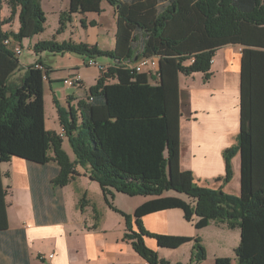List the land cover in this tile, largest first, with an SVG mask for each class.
Listing matches in <instances>:
<instances>
[{
    "label": "trees",
    "instance_id": "obj_1",
    "mask_svg": "<svg viewBox=\"0 0 264 264\" xmlns=\"http://www.w3.org/2000/svg\"><path fill=\"white\" fill-rule=\"evenodd\" d=\"M7 1L12 14L0 24L11 22L19 10L20 29L18 33L0 30V233L9 230L6 198L10 189L3 184L1 165L13 158L39 165L56 162L59 173L54 185L58 187L69 183L75 167L90 171L109 207L125 219V240L149 264L171 263L160 260L146 239L165 249H178L190 241L154 234L143 226L146 215L169 209L182 210L185 220L194 222L197 229L211 222L240 229L241 243L235 250L238 264H264V165L257 162L264 152L257 150L249 124L253 88L257 86L250 70L252 52L246 50L243 56L238 145L224 152L225 182L232 177L233 156L241 153L240 196L221 188L201 187L191 172L181 170L179 87L180 75L203 73L208 80L215 51L221 47L264 48V0H70L69 10L60 19V30L74 15L100 14L102 1L114 8L117 25L113 51L72 41H40L34 46L37 55L68 53L111 61L108 72L76 107L65 109L55 100L74 162L62 148L63 138L46 129L44 75L48 70L38 69L37 65L43 66L38 60L19 82L12 81L20 62L14 46L4 44L12 39L21 47L23 40L42 34L46 14L40 0ZM82 25H86L83 19ZM150 57L159 58L156 78L128 68ZM114 192L155 199L128 215L112 203ZM166 192L184 194L190 201L163 197ZM194 241L190 264H200L207 259V252L200 239ZM215 264H232V260L218 258Z\"/></svg>",
    "mask_w": 264,
    "mask_h": 264
},
{
    "label": "crops",
    "instance_id": "obj_2",
    "mask_svg": "<svg viewBox=\"0 0 264 264\" xmlns=\"http://www.w3.org/2000/svg\"><path fill=\"white\" fill-rule=\"evenodd\" d=\"M40 3L44 12L46 6L54 12L59 24L62 14L70 7V0H40ZM108 7L106 1L101 2V10L109 11L115 19L111 41L107 44L100 41L102 13L74 15L69 26L78 39L71 38L70 41L97 46L102 51H113L116 44V16L113 7ZM11 14L8 1L0 0V23L9 19ZM82 19L86 22L85 26ZM91 22L96 25L91 26ZM19 29V10L11 22L0 24V30L4 33H18ZM43 36L44 33L33 37L31 45L44 41ZM246 50L252 52L250 70L257 85L253 88L249 124L257 150L264 152V48L226 45L215 51L208 80H205L203 73L179 76L181 170L191 172L199 186L221 188L232 196L241 194L242 156L240 152L233 156L232 177L225 182L224 152L238 145L242 67ZM38 59L48 70V78L44 81L46 129L61 135L63 128L55 100L65 109L76 107L78 101L89 96V88L97 83L102 74L98 68L88 64V59L78 55L45 52L31 65L36 64ZM96 61L100 65H111L107 58ZM77 75L82 78L79 87L64 84L65 80ZM151 83L155 84L156 80ZM62 138V148L74 162L75 155L67 148L69 141L65 136ZM50 156H54L53 152ZM257 162L263 166L264 157ZM1 171L5 176L3 184L10 189L6 198L9 230L0 233V264L146 263L131 243L125 240V219L109 207L100 184L88 169L75 167L76 174L64 187L54 185L59 173L56 162L39 165L13 158L11 162L1 165ZM125 196L114 192L112 203L128 215H133L141 205L155 199ZM163 197L177 196L164 193ZM142 223L151 233L190 239L178 249L160 248L154 240L146 239L147 246L155 250L161 260L171 264H190L194 240L200 239L207 252V259L200 264H215L218 258H230L232 264H238L235 250L241 243L240 229H229L227 225L217 222L197 229L194 222L185 220L180 209L151 213L143 217Z\"/></svg>",
    "mask_w": 264,
    "mask_h": 264
},
{
    "label": "rangeland",
    "instance_id": "obj_3",
    "mask_svg": "<svg viewBox=\"0 0 264 264\" xmlns=\"http://www.w3.org/2000/svg\"><path fill=\"white\" fill-rule=\"evenodd\" d=\"M159 5H160V7L162 6L161 3ZM108 6H109L108 8H111L109 4H108ZM45 10L48 14H46V12H45L46 24H45V31L43 32L44 33L43 38L45 39L44 41L55 40L58 43L62 44L64 42H69L71 38H74L75 40L78 39V36L74 33L75 31H73L70 28L69 22L65 23L66 30H65V28L60 30V24L57 22L56 17L53 14L54 12L52 10H50V8H48V6H46ZM113 11H114V8H113ZM101 13L100 14L102 17L103 27H102V33H101L102 36H100L101 37L100 41L104 44H107L109 41H111V35L113 33L112 26L115 23V19L113 17V14L109 13V11L108 12L102 11ZM32 40L33 39H25L21 43L22 55L18 56V59L20 62V69L12 77V81H14V82H19L20 78L25 74L26 69L29 67L28 65H31V63L33 64V61L34 60L36 61L37 57H40V55H41V54L37 55L34 52V46L35 45H33V46L31 45V43L33 42ZM156 77H157V73L154 74V78H156ZM94 86H92V87H94ZM91 88H89V92H90ZM67 148L72 152V149H70L71 146H70V144L68 145V143H67ZM166 193H168L170 195H175L178 198H181L185 201H188V202L190 201L188 196H186L184 194H179L176 192H166Z\"/></svg>",
    "mask_w": 264,
    "mask_h": 264
},
{
    "label": "built area",
    "instance_id": "obj_4",
    "mask_svg": "<svg viewBox=\"0 0 264 264\" xmlns=\"http://www.w3.org/2000/svg\"><path fill=\"white\" fill-rule=\"evenodd\" d=\"M4 44L8 47L14 46V52L17 56H19L22 53V49L20 45L16 42H14L12 39H7ZM88 64L90 66H95L98 68L101 74H104L108 71L110 66H105V65H100L97 63L96 60H89ZM38 69L42 71H46V68L44 66H36ZM128 68L132 70L135 73L138 74H148L149 76L154 77V74L157 73L158 76V71H159V58L158 57H150V58H141L137 62L133 64H129ZM48 78V75H44V81ZM82 83V78L81 76L77 75L74 76L70 79H67L64 81V84L69 86V87H79ZM61 137L65 136L64 130H62V134L60 135ZM52 257V256H51ZM149 264V263H145Z\"/></svg>",
    "mask_w": 264,
    "mask_h": 264
}]
</instances>
